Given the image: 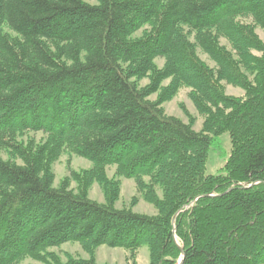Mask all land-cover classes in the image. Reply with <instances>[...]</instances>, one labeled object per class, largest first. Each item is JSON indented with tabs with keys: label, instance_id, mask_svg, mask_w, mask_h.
Here are the masks:
<instances>
[{
	"label": "trees",
	"instance_id": "obj_1",
	"mask_svg": "<svg viewBox=\"0 0 264 264\" xmlns=\"http://www.w3.org/2000/svg\"><path fill=\"white\" fill-rule=\"evenodd\" d=\"M93 1L0 0V264H96L100 246H146L148 264H177L178 246L182 264H264V0ZM183 88L199 132L161 107ZM223 133L229 157L207 176ZM63 153L91 164L70 173L76 191L53 186ZM117 178L156 215L116 209ZM67 243L89 259L48 253Z\"/></svg>",
	"mask_w": 264,
	"mask_h": 264
},
{
	"label": "rangeland",
	"instance_id": "obj_2",
	"mask_svg": "<svg viewBox=\"0 0 264 264\" xmlns=\"http://www.w3.org/2000/svg\"><path fill=\"white\" fill-rule=\"evenodd\" d=\"M89 4H94L93 0H83ZM256 34L259 39L264 43V30L256 29ZM222 45H226L222 41ZM201 59L205 61L209 66L214 65L209 62L207 57L199 54ZM258 56L257 54H254ZM162 60H156L158 67L162 66ZM147 80H142L139 83L140 87L147 85ZM164 82L163 85H167ZM225 94L232 97H241L243 92L240 89L233 88L231 86L224 85ZM157 95H152L149 100L154 101ZM162 109L166 116L174 117L181 120L185 124L191 125L194 131L199 132L201 130L203 118L196 112L191 100L189 99V90L186 88L180 89L178 93L170 100L162 104ZM28 138H33L35 141H39L42 138L41 134H31ZM230 154V140L228 133H223L216 140V146L210 147L208 150L207 161L205 165V175L218 176L222 174V169L227 162ZM2 159H6L5 155H1ZM91 168V164L86 160L78 158L74 155H68L63 153L52 165V173L54 177L53 186L58 187L61 181L69 179V189L76 191L77 184L71 180L70 173H82ZM115 167L106 168V176L108 179L115 177ZM120 187L118 192L117 201L115 202L116 209H131L136 214L154 216L156 211L154 208L144 202L138 197L136 192V186L133 180H127L123 178H117ZM88 198L99 204H104L106 199L102 192V189L97 183H93L88 191ZM160 195V194H158ZM134 199L136 200L134 202ZM49 254L56 256L60 261L65 262L68 258L84 259L87 260L90 254L85 252L80 245L76 243H67L58 248L48 250ZM93 259L96 264H148L149 251L146 246H142L137 252L134 258H130L129 253L121 248H108L106 246H100L94 249L92 252ZM21 264H45L32 259H26Z\"/></svg>",
	"mask_w": 264,
	"mask_h": 264
},
{
	"label": "water",
	"instance_id": "obj_3",
	"mask_svg": "<svg viewBox=\"0 0 264 264\" xmlns=\"http://www.w3.org/2000/svg\"><path fill=\"white\" fill-rule=\"evenodd\" d=\"M226 193H227V192H226ZM212 197H216V196H214V195H205V196L197 197V198H195L194 200H192L188 206H186V209L189 208V207H191L192 205H194V204H195L199 199H201V198H212ZM179 213H180V212H177V214L174 215V217L172 218V221H171V224H172V226H173V234H174V232H175V228H174L175 219H176V217L179 215ZM174 241H175V243H176V245H177V242H176V239H175V238H174ZM177 246H178V245H177ZM178 249H179V252H180V259H179V261H178L177 264H182V263H183V260H184L183 249H182L181 247H179V246H178Z\"/></svg>",
	"mask_w": 264,
	"mask_h": 264
}]
</instances>
